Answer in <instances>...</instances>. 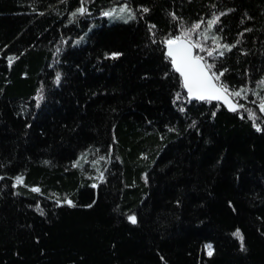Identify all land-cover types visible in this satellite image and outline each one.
Returning <instances> with one entry per match:
<instances>
[{
	"label": "trees",
	"instance_id": "obj_1",
	"mask_svg": "<svg viewBox=\"0 0 264 264\" xmlns=\"http://www.w3.org/2000/svg\"><path fill=\"white\" fill-rule=\"evenodd\" d=\"M215 16L239 111L166 56ZM263 78L264 0H0V264H264Z\"/></svg>",
	"mask_w": 264,
	"mask_h": 264
},
{
	"label": "snow or ice",
	"instance_id": "obj_2",
	"mask_svg": "<svg viewBox=\"0 0 264 264\" xmlns=\"http://www.w3.org/2000/svg\"><path fill=\"white\" fill-rule=\"evenodd\" d=\"M128 11L127 8L120 9V12ZM144 11H148V9H144ZM86 9L81 7L79 9L80 14H84ZM75 15V13H74ZM106 16H111L112 13H105ZM129 18H134L129 16ZM219 21V17L215 16L213 19L209 20L207 23L208 29H211L217 22ZM201 28V24L197 23L192 25L189 29L183 30L180 35L169 37L164 41L167 48V57L170 59V62L173 66L175 72H177L182 79V86L187 90L189 97H192L197 100H222L224 101L231 111H239L241 108H244V105L239 103V100L232 99L240 98L247 99V90L241 88L240 90H230L227 85L223 84L220 81L221 76L224 75L223 72L217 74V72L213 71L215 68L214 63H207L204 56L194 54V49H199L200 51H205V48L199 42H194L191 39V34L196 30ZM203 35L205 39H208L207 33H200ZM211 39L216 43L217 49L224 48L226 50H231L228 45H221L219 43V39L215 36L211 37ZM217 49H208L207 55L208 57H213L214 52ZM224 53L220 52L222 56ZM115 55V54H114ZM14 57H9V65L14 61ZM59 75H57V83H59ZM261 85L264 86V81L261 82ZM256 95H259L256 93ZM42 98V97H41ZM255 103V101H253ZM260 112L264 113V98H262L258 104ZM248 112V116L253 120L254 126H256L257 131H260V127L255 124L256 113L250 109H245ZM23 177L16 178V184H22ZM33 191L38 192V188L32 189ZM69 206L73 205L71 200L65 201ZM129 221L133 224L136 223L135 216H129ZM237 237L243 241V237L237 231L235 233ZM208 255H212V246L206 245Z\"/></svg>",
	"mask_w": 264,
	"mask_h": 264
},
{
	"label": "rangeland",
	"instance_id": "obj_3",
	"mask_svg": "<svg viewBox=\"0 0 264 264\" xmlns=\"http://www.w3.org/2000/svg\"><path fill=\"white\" fill-rule=\"evenodd\" d=\"M123 8H127L125 5H122V6H119L118 8H115L113 10H110L108 11L107 13H112L111 16L109 17H112V21H122V22H126L128 21L130 18V12L129 10L128 11H125V12H120V9H123ZM132 16V15H131ZM201 28L196 30L195 32L193 33H196L197 36L193 37L192 34H191V39L194 41V42H199L200 44H202L205 48V51H200L199 49H196L198 53H196L197 55H201L203 56V54H206L207 55V50L208 49H217V45L216 43L211 39V37L208 35V39H205V37L203 35H200V33H207V31L209 30L208 27H207V23L208 22H201ZM221 48H218L215 52H219ZM214 52V53H215ZM208 57V55H207ZM264 79V78H263ZM264 81V80H263ZM262 82V81H261ZM261 82L259 83L260 85V89L261 90V93H258L257 91L255 93H258L259 95H256L257 98H258V101L260 102V100L262 98H264V86L261 85ZM258 102V104H259ZM262 113V112H261ZM264 115V113H262Z\"/></svg>",
	"mask_w": 264,
	"mask_h": 264
},
{
	"label": "water",
	"instance_id": "obj_4",
	"mask_svg": "<svg viewBox=\"0 0 264 264\" xmlns=\"http://www.w3.org/2000/svg\"><path fill=\"white\" fill-rule=\"evenodd\" d=\"M165 49H166V53H167V48H166V46H165ZM194 51V54H196L195 53V49L193 50ZM166 56H167V54H166ZM175 71V70H174ZM180 76V75H179ZM182 80V79H181ZM185 91H186V94L188 95V93H187V90L185 89ZM188 98H189V100H190V102H194V101H197V102H204L205 100H197V99H194V98H192V97H189V95H188ZM207 101V100H206ZM211 102H219L221 105H224L227 109H228V111H231V110H229V107H228V105L224 102V101H222V100H211ZM233 112V111H232Z\"/></svg>",
	"mask_w": 264,
	"mask_h": 264
}]
</instances>
